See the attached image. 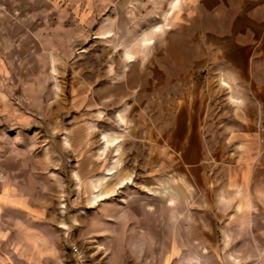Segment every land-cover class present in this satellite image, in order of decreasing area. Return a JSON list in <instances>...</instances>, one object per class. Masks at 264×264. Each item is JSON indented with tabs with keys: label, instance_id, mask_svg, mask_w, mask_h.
<instances>
[{
	"label": "rangeland",
	"instance_id": "374dc122",
	"mask_svg": "<svg viewBox=\"0 0 264 264\" xmlns=\"http://www.w3.org/2000/svg\"><path fill=\"white\" fill-rule=\"evenodd\" d=\"M174 1L101 0L86 21L58 8L40 19L52 31L39 49L26 41L8 71L24 123L0 127V156L6 167L39 157L42 203L64 227L72 264H225L215 227L188 225L177 200L225 147L184 136L219 138L186 127L215 120L211 109L239 120L248 92L264 91V80L234 75L264 77V0H178L170 14ZM204 235L211 241L191 240Z\"/></svg>",
	"mask_w": 264,
	"mask_h": 264
},
{
	"label": "crops",
	"instance_id": "0c3cea01",
	"mask_svg": "<svg viewBox=\"0 0 264 264\" xmlns=\"http://www.w3.org/2000/svg\"><path fill=\"white\" fill-rule=\"evenodd\" d=\"M100 1L0 0V127L10 121L24 123L18 120L16 103L12 100L16 96L7 89V82L16 80L8 71L18 65L26 41L33 50L39 49L41 33H51L52 26H42L40 19L53 18L59 8L70 17L77 15L86 21L100 15ZM177 5L175 0L170 14ZM30 16L34 18L32 25L26 24ZM163 28L160 26L158 30ZM152 43L145 41L144 45L147 48ZM234 75L242 82L264 80L261 76ZM260 89L258 86L253 90L251 97L248 92L251 100L244 103L239 120L232 118V111H226L225 117H217V112L211 109L209 114H214L215 120L192 122L186 127L222 131L219 138L210 137L203 142L197 134L184 136L186 145L213 144L216 140L217 146L225 147L223 153L216 155L220 163L214 171L206 173L205 165L200 170L193 169L194 185L177 190V200L183 202V218L189 219L188 225L215 227V232L207 229V234L214 232V241L222 243L225 264H264V91ZM12 92L15 95L16 89ZM232 146L235 157L230 156L232 148L227 151ZM187 156L183 155V161ZM15 157L13 165L6 167L0 156V264H72V255L62 237L64 227L51 219L50 207L42 203L39 157L30 155L27 162L24 156ZM31 178L36 179L32 189L28 185ZM160 193H167V203L175 202L174 193L165 189ZM191 240L211 241L205 235ZM190 258L199 259L197 255L184 257Z\"/></svg>",
	"mask_w": 264,
	"mask_h": 264
},
{
	"label": "built area",
	"instance_id": "2783aa9c",
	"mask_svg": "<svg viewBox=\"0 0 264 264\" xmlns=\"http://www.w3.org/2000/svg\"><path fill=\"white\" fill-rule=\"evenodd\" d=\"M72 250H73L74 252H76V251H77V248H76V247H72Z\"/></svg>",
	"mask_w": 264,
	"mask_h": 264
}]
</instances>
